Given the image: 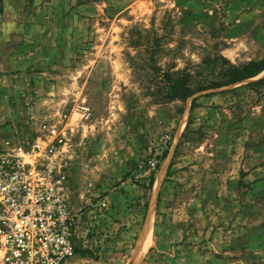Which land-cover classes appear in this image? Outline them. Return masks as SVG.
Wrapping results in <instances>:
<instances>
[{"label": "rangeland", "instance_id": "374dc122", "mask_svg": "<svg viewBox=\"0 0 264 264\" xmlns=\"http://www.w3.org/2000/svg\"><path fill=\"white\" fill-rule=\"evenodd\" d=\"M251 61L264 0H0V147L63 139V264H264V69L206 88Z\"/></svg>", "mask_w": 264, "mask_h": 264}, {"label": "built area", "instance_id": "2783aa9c", "mask_svg": "<svg viewBox=\"0 0 264 264\" xmlns=\"http://www.w3.org/2000/svg\"><path fill=\"white\" fill-rule=\"evenodd\" d=\"M79 108L87 119L90 108ZM37 132L0 147V264H63L75 251L80 215L68 200L63 139L54 127Z\"/></svg>", "mask_w": 264, "mask_h": 264}, {"label": "trees", "instance_id": "16d2710c", "mask_svg": "<svg viewBox=\"0 0 264 264\" xmlns=\"http://www.w3.org/2000/svg\"><path fill=\"white\" fill-rule=\"evenodd\" d=\"M264 69V63L257 61H251L243 66H235L227 63L225 67V80L212 83V85L206 87H216L220 85H230L256 75L259 71ZM189 74L186 71H175L171 74H166V85L168 86L167 96L172 99L186 100L192 96L197 90L189 82ZM205 89V88H202Z\"/></svg>", "mask_w": 264, "mask_h": 264}, {"label": "bare ground", "instance_id": "6f19581e", "mask_svg": "<svg viewBox=\"0 0 264 264\" xmlns=\"http://www.w3.org/2000/svg\"><path fill=\"white\" fill-rule=\"evenodd\" d=\"M162 171V170H161ZM160 171V173L159 174H161L162 172ZM158 180H159V176H158V178H157V181H156V183L158 182ZM148 232V231H147ZM137 257V256H136Z\"/></svg>", "mask_w": 264, "mask_h": 264}]
</instances>
